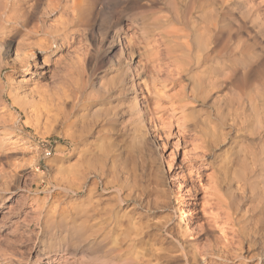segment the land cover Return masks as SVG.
I'll return each instance as SVG.
<instances>
[{"label": "rangeland", "instance_id": "obj_1", "mask_svg": "<svg viewBox=\"0 0 264 264\" xmlns=\"http://www.w3.org/2000/svg\"><path fill=\"white\" fill-rule=\"evenodd\" d=\"M5 1L0 0V12L5 9ZM169 2L160 0L158 7L163 6L168 11L166 5ZM47 3L46 0L40 3L39 18L44 17ZM216 3L218 0H188L191 13L189 23L161 22L167 28L164 43L168 49V60L161 55L160 49L164 45L156 38L159 34L150 33L148 40L133 43L135 25L141 23L134 17L120 20L125 27L126 24L132 25L133 28L127 33L125 27L121 29L117 26L116 16L109 10L103 15L100 30L97 31V22L101 20L100 6L94 11L87 29L85 26L76 29L75 38L70 43L61 45L51 38L50 46L46 49L39 45L45 35L15 30L9 23L0 20V130L5 129V125L8 130V134L0 132V264H49L52 255L40 242L43 233L34 236L33 229L38 220L43 223L62 207L67 212L73 197L77 195L76 186L85 171L84 162L78 159L87 139L85 130L99 142L103 139L101 133L104 128L120 119L122 113L128 121L140 117L130 112L137 99L141 98V92H134L131 88L132 78L137 81L139 77L132 76L133 70L124 73L115 67L116 60L123 58L125 40L132 42L138 55L132 66H135L134 63L144 66L142 80L157 85L150 102L153 113L149 115H159L161 120H155L157 122L153 127L171 126L169 138L157 137L160 152L170 161L168 167L174 170L175 165L183 159L186 139L179 135L182 129L179 124L184 119L181 112L175 106L173 108L171 97L175 92L165 88L164 83L170 81L171 70L178 64L175 62L179 60L178 55L184 59L182 53L186 45H191L194 50L210 52L204 53L206 61H201V65L205 66H201L204 72H192L186 78L201 99L197 103L195 116L191 118L196 117L198 112L210 115L225 132L230 133L228 144L223 147L232 145L230 151L237 159H250V153L259 155L264 148V73L252 70L257 68L259 59L258 48L252 38L264 34V9L251 6L256 0H235L234 20L229 24L225 22L228 9L221 11L215 6ZM59 4L65 6L68 2L61 0ZM61 15L60 10L50 16L46 19V26L57 25ZM212 23L216 27L205 31L204 26ZM193 24L195 27H192ZM118 35L121 38L118 39ZM141 43L144 47L139 46ZM30 46L35 48V56L27 57L25 49ZM237 47L249 55L240 60L230 57L229 54ZM208 55L212 59L209 62ZM226 60L229 61L227 64L224 63ZM217 62L222 66L209 67V64L215 65ZM99 64L106 67L103 85L108 89L110 104L95 99V95L103 91L92 75L93 67ZM84 71L88 72L86 77L82 75ZM244 74L248 76L246 80H241ZM54 84L63 86L56 87ZM14 100L19 101L26 110L15 106ZM204 100L208 103L204 104ZM203 119V116L197 119L198 125L203 123ZM233 120L236 126L243 122V130L234 127L231 124ZM253 132L255 135H250ZM177 149L179 155L175 154ZM57 152L66 163L56 172H51L45 162V153L56 155ZM245 171L244 167H240L237 175L242 176ZM261 171L258 167L256 175L249 179L258 181ZM198 188V192L191 193L178 205L182 210L192 208L195 211L190 222L180 221L183 216L180 211L170 222L166 211L153 215L158 222L154 228L146 227V218L140 221L135 216L132 220L123 221L116 218L114 223L117 227L112 229L108 238V244L115 245L111 252L104 251L108 244L99 248L80 244L65 254L64 261L67 264H89L93 257H99L106 264H183V258L177 257L179 253L167 239L166 229L174 227L178 231L180 226L185 227L187 223L203 224L204 230L192 234L193 237L200 235L197 244L202 249L209 244V238L213 244L219 235L218 230L208 229L209 222L229 234L227 219L234 217L235 220L249 213L246 217L252 219L249 224L252 231L264 214V206L253 208V205H258V200L247 201L239 212L231 202L226 207L219 206L218 192L222 189L212 176L206 177ZM95 192H99V189H95ZM113 195L114 192L103 193L105 198ZM173 204H176L175 200ZM127 207V204L121 205V212ZM178 236L183 238L180 233ZM85 248L87 251H82ZM117 249L121 251L117 252ZM245 251L253 259H248L245 264H258V257L259 264H264V247L260 243L251 247L245 243Z\"/></svg>", "mask_w": 264, "mask_h": 264}, {"label": "clouds", "instance_id": "obj_2", "mask_svg": "<svg viewBox=\"0 0 264 264\" xmlns=\"http://www.w3.org/2000/svg\"><path fill=\"white\" fill-rule=\"evenodd\" d=\"M21 2L26 6L22 15H27L34 11L39 0H21ZM96 2L101 9V20L97 22V31L100 30L103 15L109 10L115 14L117 26L120 28L125 27L120 20L134 17L141 23L135 25L133 43L142 39L148 40L150 33L159 34L156 38L164 45L160 52L165 60L169 59L167 45L164 43L167 28L162 26L161 22L185 24L191 21L188 0H170L166 5L168 11H165L163 6L158 7L160 0H96ZM234 4L235 0H218L215 5L221 11L228 9L225 13L226 23L230 24L234 20ZM251 6L264 9V0H256V3ZM142 9H147V11L140 12L139 10ZM76 19L74 15L73 20ZM192 27L195 25L193 24ZM215 27L214 23L204 26L205 31ZM189 35L191 36V33ZM252 39L258 48L257 69L264 73V34L253 36ZM139 46L144 47L143 43ZM183 55L188 69L193 72H204L201 67V61L204 60L203 51L194 50L189 45ZM247 55L249 53L240 47L235 48L229 54L236 60ZM228 62L224 61L225 64ZM219 66H222L219 62L215 65L209 64L210 68ZM106 74V67L103 64L94 66L92 69L96 83L103 89L95 95V99L103 104H110L108 89L103 85ZM82 75L86 77L88 72L84 71ZM54 86L62 87L63 85L54 84ZM189 95L192 100L190 106L195 109L196 104L199 103L196 91L193 90ZM149 111L145 110L140 117L131 121H128L122 113L120 119L104 128L101 133L103 139L99 142L96 137L91 136L90 132L85 130L84 136L87 139L78 155V159L85 164V171L76 186L77 195L73 197V202L69 205L67 212L62 207L50 214L43 223L38 220L33 229L34 236L43 233L40 242L52 255L49 264H67L63 257L69 250H74L80 244L88 245V247L94 245L97 248L108 244L112 229L117 227L114 223L116 218L120 221L132 220L133 216L137 221L146 218V227L154 228L157 227L158 222L153 219V215L166 211L170 222L179 212V203L191 193L198 192V184L208 176H212L219 189H222L218 192L219 206L226 207L228 202H231L237 212L249 200H258V205H253V208L264 206V148L258 156L250 153V159H237V156L230 151L232 145L228 148L223 147L228 144L230 133L225 132L218 123L212 120L210 115L198 112L197 116L188 122L195 125L197 119L203 116V123L197 125L194 130L181 129L179 135L186 139L184 145L186 152L173 170L168 167L170 161L159 150L157 140L159 131L153 127L156 121L154 117L149 116ZM231 124L243 130V122L236 126L233 120ZM165 135H171L170 128L166 129ZM250 135H255V133H250ZM188 145H194V147H188ZM175 154L179 155L178 149ZM45 156L47 157L45 162L51 172H56L66 163L59 158V152L56 155L45 153ZM240 167L246 169L242 176L237 175ZM258 167L262 171L259 180L254 182L249 177L256 175ZM102 184L103 187H101ZM95 189H99V192L94 193ZM104 192H114L115 195L105 198ZM123 204H127L128 207L121 212ZM247 215L249 213H244L240 219L246 218ZM262 226H264V214L252 231L255 233L260 230L264 234ZM198 227L203 230V224H198ZM181 234H185L184 228H181ZM260 243L264 247V239ZM211 244L212 241L209 238V246ZM113 247L115 245L108 244L104 251L111 252ZM217 247H223V245H217ZM82 251H87V248ZM208 255L210 253H205L201 259L206 261ZM216 259L220 258L216 257ZM89 264H106V262L99 257H93Z\"/></svg>", "mask_w": 264, "mask_h": 264}, {"label": "bare ground", "instance_id": "obj_3", "mask_svg": "<svg viewBox=\"0 0 264 264\" xmlns=\"http://www.w3.org/2000/svg\"><path fill=\"white\" fill-rule=\"evenodd\" d=\"M42 1L45 0H39L32 13L27 15H22V13L25 12L26 6L21 2V0H6L5 9L2 12H0V20L5 21L4 23L6 22L9 23L10 27L14 28L15 30H24L27 33L29 32L30 34L32 33L36 35H45V38L39 41V45L44 49L50 46L49 44L51 42V38H53V40L55 39L54 41L58 40L61 43V45L70 43L71 40L75 38L74 34L77 31L76 29L84 26L86 28V26L89 25L91 17L94 16V11L97 10V8L99 7V4L96 2V0H67L68 4H66L65 6H61V4H59L61 0H46L48 3L45 8L46 10H44L43 12L44 17L39 18L38 9ZM60 10L62 11V15L61 18L58 20L57 25L46 26V19H48L50 16L54 15ZM74 15L75 17H77L75 21L73 20ZM132 28L133 27L131 24H126L125 30L127 31V33H129L130 29ZM126 37L127 36L124 35L125 39H127ZM119 38H121V35H118V39ZM125 41L126 42L123 43V48H122L123 58L116 60L117 65L115 67L117 71H121L124 73L132 72L133 70L132 76L134 78L139 77V80L136 81L135 79L133 80L132 78L131 88L134 89V92L135 91L138 92V90L141 92V98L137 99L130 112H133L132 114L136 116H141L145 110H150L149 113H153V108L151 107L150 102L152 100V94L156 89L157 85L151 84V81L142 80L141 73L143 72L142 69H144L145 67L136 63H134L135 66H132L133 60L137 58L138 55L135 54V48L132 42L130 40H125ZM181 46L182 45H180V48ZM186 46L188 47L189 45ZM170 49L174 50L173 48ZM203 52L206 53L209 52V50ZM25 54L27 57L35 56V48L33 46L27 47L25 49ZM178 58L180 61L178 60L179 61L178 62L175 59L176 60L175 62L178 64L175 66V68H173V70H171L170 73L171 76L169 77V75H167L170 78V81L164 83V87L175 92V93L173 92L174 94L171 97L173 99L172 105L173 108L175 106V109L177 108L181 112V115L184 119L182 123L180 122L181 124H179V126L189 130H194L195 127L198 125V123L194 125L192 123H189L188 121L192 119L191 117L195 116L194 114L197 109V104L195 109H193L190 106L192 100L189 93L193 92L194 89L192 86L190 87V84L187 83L186 81L188 74H191L193 71L187 68L185 61L181 55H178ZM209 59L210 56L207 62H209ZM204 61L206 60H203V62ZM201 66L205 67L204 65ZM255 68H253L252 70H254V72H257L258 69ZM185 73H187V75H185ZM247 76L248 74H244L241 77V80H246ZM185 85H187V87H185ZM197 97L200 102L201 99L198 94ZM140 102L141 104H139ZM203 103L207 104L208 101L204 100ZM13 104L15 106L16 105L20 106L23 110H26V108L17 100H14ZM158 116L154 117V119L157 121L161 120V118L159 117L160 118L159 119ZM4 127L5 129L0 130V132L4 134H8V130L6 129L7 125H5ZM169 128L171 131V126L169 127L168 125L167 127H163V126L157 127L156 129L159 131V138H161L162 136H164L165 139L169 138V136L171 135H165L166 129ZM7 138L5 137L4 139ZM64 189H66L67 191H71L67 188ZM179 211L180 213H183V216L180 217L181 222L182 221L185 222L187 220H189L190 222L193 218L191 216L195 215V211L193 212L192 208H187V210H182L179 208ZM178 213L179 212H177V214ZM227 220L229 222L227 224V231L229 234H227V232L224 231L225 229L221 228L220 231V229H218L216 225L214 226L213 223L211 224L210 222L208 223V227H209L208 229L214 231L218 230L217 232L219 235L218 238L216 236L217 239L216 241L214 240L215 243L213 242L211 246H209V244L207 243L208 245L206 244L207 246L203 247L202 249L201 248L199 249L198 248L199 246L197 244L198 240L200 239V235H198L197 237H193L192 235L194 232L196 233L201 232V229L198 227V224H195L194 222L187 223L185 227L180 226V230L178 231H176L174 227L170 228L169 230L166 229L167 239L169 243L172 245V248L179 253L177 257L183 258L182 260L183 264H245V262L248 259L250 260L252 259L251 257L249 258L245 254V252L247 251V250L245 251V243H248L249 247L253 245L255 246L259 244L262 239H264V234H262L260 230H257L255 233L251 231V228H249V224L252 221L251 218L248 217L244 219L236 218L234 220V217H229ZM181 228L185 229L184 235L181 234ZM179 233L182 235L183 238H180L178 236ZM217 245H223V247H217ZM120 251L121 249H117V252ZM205 253H210V255L207 256L206 261L201 259V257L204 256ZM216 257H219L220 259H216ZM259 263H260V257H258V264Z\"/></svg>", "mask_w": 264, "mask_h": 264}]
</instances>
